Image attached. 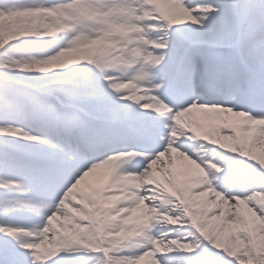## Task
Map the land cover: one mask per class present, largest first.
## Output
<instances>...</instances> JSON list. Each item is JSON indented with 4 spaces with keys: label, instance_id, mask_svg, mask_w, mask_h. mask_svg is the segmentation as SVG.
I'll list each match as a JSON object with an SVG mask.
<instances>
[{
    "label": "snow or ice",
    "instance_id": "1",
    "mask_svg": "<svg viewBox=\"0 0 264 264\" xmlns=\"http://www.w3.org/2000/svg\"><path fill=\"white\" fill-rule=\"evenodd\" d=\"M18 12L0 264H264V0H0Z\"/></svg>",
    "mask_w": 264,
    "mask_h": 264
},
{
    "label": "rangeland",
    "instance_id": "2",
    "mask_svg": "<svg viewBox=\"0 0 264 264\" xmlns=\"http://www.w3.org/2000/svg\"><path fill=\"white\" fill-rule=\"evenodd\" d=\"M6 19L7 25L5 24ZM34 21V14L30 12L14 13L11 17L7 18L3 15H0V37L3 36L5 27L9 29V35H11V33L18 30L32 27ZM77 55L78 53H68L65 58H74Z\"/></svg>",
    "mask_w": 264,
    "mask_h": 264
}]
</instances>
